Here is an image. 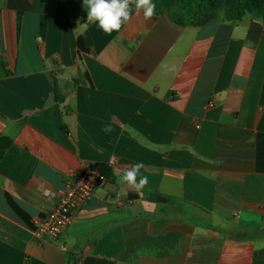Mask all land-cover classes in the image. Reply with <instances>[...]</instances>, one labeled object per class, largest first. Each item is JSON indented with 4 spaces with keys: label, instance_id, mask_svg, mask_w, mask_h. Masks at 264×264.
Returning a JSON list of instances; mask_svg holds the SVG:
<instances>
[{
    "label": "crops",
    "instance_id": "0c3cea01",
    "mask_svg": "<svg viewBox=\"0 0 264 264\" xmlns=\"http://www.w3.org/2000/svg\"><path fill=\"white\" fill-rule=\"evenodd\" d=\"M78 20L83 0H0V264H264L261 21ZM137 163L139 192L118 181ZM91 165L110 183L39 238Z\"/></svg>",
    "mask_w": 264,
    "mask_h": 264
},
{
    "label": "clouds",
    "instance_id": "9594fccd",
    "mask_svg": "<svg viewBox=\"0 0 264 264\" xmlns=\"http://www.w3.org/2000/svg\"><path fill=\"white\" fill-rule=\"evenodd\" d=\"M83 6L87 11V20L84 23L77 21L78 28L87 29L89 25H96L105 34L119 33L132 19L133 13H143L147 21L155 15L156 5L153 0H83ZM143 163H137L130 168L122 170L118 178L120 183L133 187L138 192L149 183L147 176L140 175L144 168ZM264 247V242H259Z\"/></svg>",
    "mask_w": 264,
    "mask_h": 264
},
{
    "label": "built area",
    "instance_id": "2783aa9c",
    "mask_svg": "<svg viewBox=\"0 0 264 264\" xmlns=\"http://www.w3.org/2000/svg\"><path fill=\"white\" fill-rule=\"evenodd\" d=\"M209 106H214V102L211 101ZM110 181L111 177L103 174L95 165L69 175L59 204L36 223V235L41 239L58 240L72 223L74 213Z\"/></svg>",
    "mask_w": 264,
    "mask_h": 264
},
{
    "label": "trees",
    "instance_id": "16d2710c",
    "mask_svg": "<svg viewBox=\"0 0 264 264\" xmlns=\"http://www.w3.org/2000/svg\"><path fill=\"white\" fill-rule=\"evenodd\" d=\"M196 1V15L190 21L193 26H200L208 23L223 14L226 20L237 22L240 21L248 12L256 13L264 26V0H220L223 5H217L214 0H153L155 3V15L163 14L171 10L176 4H179V10L190 12L193 8V2ZM223 6L220 12L219 8ZM261 31V25L253 22L248 33V39L257 41ZM57 99L59 97L57 96ZM103 174L111 177L110 169L105 165H95Z\"/></svg>",
    "mask_w": 264,
    "mask_h": 264
},
{
    "label": "rangeland",
    "instance_id": "374dc122",
    "mask_svg": "<svg viewBox=\"0 0 264 264\" xmlns=\"http://www.w3.org/2000/svg\"><path fill=\"white\" fill-rule=\"evenodd\" d=\"M225 1V0H223ZM214 2L217 4V5H223V3L220 1V0H214ZM195 4H196V1L193 2V8L190 12H184V11H181L179 10V4H176L174 7L171 8L172 12L176 15V17H178L181 21H184V22H188L190 21L192 18H194V16L196 15V7H195ZM223 6H221L219 8V11L221 12L223 10L222 8ZM247 14H251L255 17H258L256 13H252L251 11L248 12ZM262 18L260 17L259 20H261Z\"/></svg>",
    "mask_w": 264,
    "mask_h": 264
}]
</instances>
